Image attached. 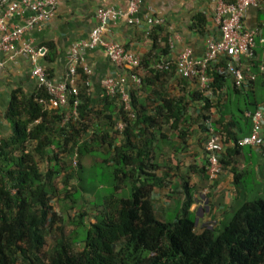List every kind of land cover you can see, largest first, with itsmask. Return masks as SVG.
<instances>
[{
  "label": "trees",
  "instance_id": "16d2710c",
  "mask_svg": "<svg viewBox=\"0 0 264 264\" xmlns=\"http://www.w3.org/2000/svg\"><path fill=\"white\" fill-rule=\"evenodd\" d=\"M194 19L198 23L200 14ZM161 25L154 24L150 30L156 35L154 30ZM263 27L259 30L262 37ZM154 34L151 35L156 48ZM45 45L50 53L52 44ZM167 52V46L163 45L153 61L149 52L144 63L157 64ZM256 54L257 49L255 57ZM255 57L245 61L248 67L253 64L252 71L247 73L241 67L247 79L236 86L226 70L230 58L221 56L217 64L208 68V74L213 77L211 95H205L201 89L196 92L201 103L192 119L198 120L205 131V121L211 120L225 145L221 164L227 163L226 158L239 150L238 139L250 133V113L262 100L253 89L256 82L264 87V74L259 71L260 61L255 64ZM150 71L166 72L155 66ZM248 74H255V78L248 79ZM87 95V88L79 83L78 117L61 126L63 110L49 109L46 103L38 101L42 98L47 102L49 98L44 88H37L30 96L23 95L19 89L12 90L4 112L11 132L0 139V264H264L263 192L251 198L242 197L216 225L207 223L200 228L196 227L190 210L194 198L187 183L182 184L184 198L178 202L174 216L167 218L156 212L151 195L153 187L164 186L165 176L158 177L151 172L153 164L148 154L141 153L139 157L140 154L127 153L134 147L131 136L136 127L144 141L143 147L150 146L151 136H146V131L154 122L151 115L134 109L132 91L135 117L128 120L123 116L126 124L122 133L126 141L123 149L117 148L111 156L113 189L104 197L92 191L95 192L94 221L84 225L81 212L76 217L80 230L65 236L58 224L60 218L51 206L52 195L56 193L54 178L59 174L68 183L74 171L66 164V156L76 152V173L81 181L79 172L85 155L97 149L102 153L111 145L109 134L105 135L103 130L94 129L87 135L92 120L101 126L102 122L97 119L103 113V109L93 111L89 107ZM104 99L108 101L107 96ZM155 112L158 117L172 115L174 121L170 126L176 129L179 123L191 119L181 98H164ZM122 113L120 108L119 115ZM181 133L184 136L188 131ZM104 157L102 154L99 160L101 165L106 161ZM42 162L45 170L40 167ZM129 164L133 166L127 170L125 167ZM231 170L236 182L240 174L234 167ZM123 187L128 189V195L123 194ZM49 235L53 237L47 247Z\"/></svg>",
  "mask_w": 264,
  "mask_h": 264
},
{
  "label": "crops",
  "instance_id": "0c3cea01",
  "mask_svg": "<svg viewBox=\"0 0 264 264\" xmlns=\"http://www.w3.org/2000/svg\"><path fill=\"white\" fill-rule=\"evenodd\" d=\"M128 4L129 0H58L55 17L41 26L26 30L21 40L16 43L28 41L44 47L46 43H51L53 46L51 52L46 51L39 57L38 63L51 77L59 80L65 73L71 44L86 38L96 24L97 8L114 6L126 10ZM149 7L165 19V24L154 30L156 35L143 21ZM215 8L216 0H141L136 14L141 23H129L123 18L111 19L106 23L104 33L105 38L121 43L140 58L138 72L142 78V85L138 87L131 80H127L128 88L133 92L134 109L139 110L140 114L145 112L154 118V122L146 131V136H151L150 146L146 149L143 147L144 141L136 127L131 136L134 147L132 150L128 149L127 153L133 156L140 154L139 157H142L143 153L148 154L153 164L151 172L158 177L165 176L164 186L153 187L151 195L158 214L160 206H165L167 211L171 210L172 206L176 209L178 202L180 204L184 198L182 184H188L193 191L194 201L190 210L193 211L197 228L207 223L216 225L225 212L237 205L242 197L264 192V155L254 146H239L236 153L226 158L228 162L221 164L216 180L210 184L204 168L207 160L205 150L207 133L200 128L198 120L192 119L201 103L196 95L200 89L198 82L195 79L181 77L173 67L161 74L153 73L150 70L156 64L151 62L146 65L144 58L151 52L153 61L155 59L153 56L161 52L163 45L167 46L168 52L161 57L173 62L185 48H189L195 57L202 56L206 39L210 36H219V29L214 20ZM197 14H200L201 19L195 23L194 16ZM29 15L30 11L25 10L22 14H14L8 21L12 24H22ZM244 25L261 31V27L264 26V0H260L259 7H248ZM151 34H154L157 40L156 48H153ZM256 49L254 62L258 64L262 55L260 42H257ZM82 57L91 70L88 75L89 83L85 86L88 90L89 107L93 111L103 109V113L97 119L102 122L101 126L95 125L96 122L92 120L87 135L92 134L94 129L103 130L102 132L105 135L109 134L111 139V145L104 148L102 153L97 149L89 155L88 163L100 164L99 160L104 154L106 160L104 168L112 172L111 156L115 154L117 148L123 149L126 140L122 131L117 129L120 119L118 98L112 97L105 101L101 81L107 76L127 75L128 69L113 64L101 48L88 49ZM0 60L5 61L4 67L0 70V135L7 136L11 132V126L4 118V112L12 90L19 89L23 95L30 96L37 89V84L30 75L32 64L27 57L18 56L12 61L8 60L5 53H1ZM245 61L243 57L238 59L240 66L248 73L252 71L253 64L248 67ZM229 81L231 82V78ZM253 89L262 98L259 107L264 111V87L260 82H256ZM164 98H181V103L186 105V112L191 115V119L179 123L178 129L172 128L170 126L174 121L172 115L165 113L168 118L164 115L158 117L155 112ZM212 99L215 102L216 99L214 97ZM142 126L146 127L144 123ZM184 130L188 133L183 136L181 132ZM133 133L136 136H133ZM222 153H226L225 149ZM132 166L129 164L125 168L128 170ZM233 167L240 174L236 182L231 170Z\"/></svg>",
  "mask_w": 264,
  "mask_h": 264
},
{
  "label": "built area",
  "instance_id": "2783aa9c",
  "mask_svg": "<svg viewBox=\"0 0 264 264\" xmlns=\"http://www.w3.org/2000/svg\"><path fill=\"white\" fill-rule=\"evenodd\" d=\"M141 0H129L128 8L122 10L114 6H101L96 10L97 22L91 28L88 36L73 42L67 55V67L62 78L59 80L51 77L46 69L38 63L39 57L46 52V47L34 45L28 41H21L26 30L53 19L56 15L58 0H0V54L5 53L8 60H15L18 56L27 57L32 66L30 75L35 80L37 88H44L49 98L45 102L42 98L38 101L46 103L49 109H62L63 116L60 125L68 121L76 120L79 106V83L87 86L90 68L84 63L82 55L88 49L101 48L110 61L119 67L128 69L127 75L107 76L101 84L105 96L117 97L122 115L117 123V129L122 131L126 121L132 120L135 115L132 108L131 96L127 80H131L135 86L142 85V78L138 72L140 58L121 43L105 38V26L111 19L123 18L129 23L139 24L136 14ZM260 6V0H216L214 20L219 29L218 37H208L204 54L195 57L189 48L180 52L176 60L162 59L155 67L161 70L170 69L174 65L176 72L183 78L195 79L199 88L205 95H211V82L213 77L208 74V68L217 64L221 56H228L226 70L236 86H241L245 81L242 68L238 59L243 57L250 60L255 57L257 42H260L262 55L259 63V71L264 74V37L259 29L247 28L244 25V17L248 7ZM25 10L30 11L22 24L9 23V18L14 14H22ZM145 24L150 28L154 24H165V19L157 15L153 8H148L144 14ZM5 61L0 60V70ZM80 69V71H78ZM81 73L84 78H82ZM255 74H248V79L253 80ZM252 127L248 135L238 139L239 146H254L264 154V111L261 107L250 113ZM37 121V120H36ZM207 141L205 150L207 160L205 172L207 180L213 183L220 170V156L224 152L225 145L219 133L214 129L211 120L205 121ZM1 139V135H0ZM71 156L73 166L77 165V153Z\"/></svg>",
  "mask_w": 264,
  "mask_h": 264
},
{
  "label": "rangeland",
  "instance_id": "374dc122",
  "mask_svg": "<svg viewBox=\"0 0 264 264\" xmlns=\"http://www.w3.org/2000/svg\"><path fill=\"white\" fill-rule=\"evenodd\" d=\"M88 155L86 154L83 158V166L79 172L81 176V181L77 177L76 171L78 170V165L73 166L71 163V156H66V164L69 165L74 171V175L69 179L68 183L65 184L61 178V175H57L53 182L56 188L55 194L51 198L52 209L58 214L60 220L59 225L62 227V231L65 236L75 235L76 231L80 230V224L76 217L83 212L84 215L81 218L84 225H88L90 222L94 221L93 214L95 212L94 203L95 192L96 191L101 197L108 195L112 189V175L110 169H105L104 165L93 164L89 165ZM42 170H45V162L40 164ZM103 179V182H100ZM105 179V180H104ZM124 195H128V189L123 191ZM264 194V192H263ZM250 196L251 197H254ZM158 207L159 214L162 216H167L171 218L175 214V207L172 206L171 210L167 211L166 207ZM52 237L49 235L47 237L46 246L52 242ZM79 246V245H78Z\"/></svg>",
  "mask_w": 264,
  "mask_h": 264
}]
</instances>
